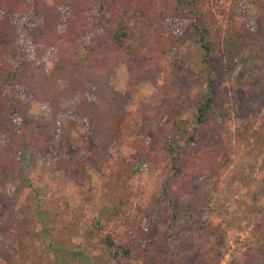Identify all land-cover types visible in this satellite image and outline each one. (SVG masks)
<instances>
[{
	"label": "trees",
	"instance_id": "obj_1",
	"mask_svg": "<svg viewBox=\"0 0 264 264\" xmlns=\"http://www.w3.org/2000/svg\"><path fill=\"white\" fill-rule=\"evenodd\" d=\"M211 1L217 8L220 1L229 2L223 23L210 11ZM245 1L0 0V218L7 211L8 196L3 190L14 183L28 149L47 158L58 133V120L68 118L83 122L85 135L80 140V153L77 151L60 169L74 176L87 166L101 167L109 159V174L116 180L109 193L114 201L112 215H118L127 206L131 195L129 179L136 170L144 164L155 169L165 164L169 167L162 190L166 202L165 227L171 231L177 218L184 215L202 231L200 208L184 202L176 207L177 199L188 194L202 177L217 172L218 159L230 149L234 139L247 138L251 126L244 121L245 117L256 108L260 95H264L261 60L264 0H249L253 7V28L245 27L238 17ZM124 8L134 13V21L125 19ZM35 18L41 20V28L32 39L24 27ZM170 19L192 30L203 53L202 63L213 74L210 85L220 87L225 81L230 83L233 104L217 90L206 93L193 105L196 124L202 125L206 119L222 123L231 115L242 122V130L226 132L220 146L198 153L191 161L182 160L181 147L170 137L171 133L181 131L183 121L179 111L185 105V97L169 84L157 85L159 78L181 70V59L170 60L176 44L165 28ZM46 54L50 67L41 64ZM230 64L232 68L225 70ZM119 65L127 70L128 86L147 82L156 87L159 95L156 106L144 105L140 109L149 118L148 143L141 149L136 159L139 166L135 169L110 154L112 147L122 144L135 148L134 142L124 140L131 116L126 109L130 96L111 83ZM234 70L236 76L231 77ZM30 100L46 105L49 120L27 113ZM30 207L27 204V214L13 228L19 231L16 238L22 259H26L25 249L38 217ZM124 221L133 227L132 240L146 241L148 233L143 230L141 220L133 217ZM77 230V222L60 212L54 225L45 228L44 233L49 236L53 232L61 238L64 233L74 235ZM183 239L190 240L191 236ZM185 244L183 250L161 255L154 264H177L189 259H194L195 264L218 263L221 254L214 247L205 248L203 243L192 240ZM197 251H201V256L196 260ZM129 253V248L121 246L114 257L126 258ZM43 260L39 255L31 262L43 264ZM70 261L84 264L76 254H72ZM141 264H151L147 254Z\"/></svg>",
	"mask_w": 264,
	"mask_h": 264
},
{
	"label": "rangeland",
	"instance_id": "obj_2",
	"mask_svg": "<svg viewBox=\"0 0 264 264\" xmlns=\"http://www.w3.org/2000/svg\"><path fill=\"white\" fill-rule=\"evenodd\" d=\"M44 1L50 3V0ZM228 4V1H220L217 8L213 1L210 2V11L216 14L220 23L224 22ZM252 13L253 7L246 0L238 17L247 28H253ZM123 15L129 22L135 20L129 8H124ZM40 28L41 20L35 18L24 27V31L34 39ZM165 28L167 34L176 40L170 60L181 59L182 64L181 70L159 78L157 85L169 84L185 97V105L179 111V118L183 121L181 131L171 133L170 137L181 147L182 160L191 161L198 153L220 146L226 132L242 130V122L231 115L222 123L206 119L204 124H196L193 105L206 93L217 90L229 104H233L230 83L225 81L220 87L210 85L213 74L202 63V50L189 26L170 19ZM44 56L41 64L50 67L49 56ZM261 60L264 62V52ZM230 68L232 64L224 69ZM262 72L264 78V65ZM236 73L234 70L231 77ZM111 83L115 89L130 96L126 109L131 116L124 140L134 142L135 148L122 144L112 147L110 154L129 162L135 169L139 166L136 159L148 143L149 118L143 116L140 109L144 105L156 106L159 95L156 87L147 82L139 81L128 86L124 65L117 66ZM26 111L42 120L50 118L46 105L33 100L29 101ZM244 121H249L251 126L246 132L247 138L234 139L230 149L218 159L217 172L202 177L188 194L177 199L176 207L184 202L200 208L198 216L204 229L200 231L194 222L187 221V216L180 215L169 231L164 224L167 221L166 202L162 199L169 167L163 164L155 169L144 164L136 170L129 179L131 195L127 206L118 215H112L110 209L114 207V201L109 193L116 180L109 174L110 160L98 168L87 166L74 176L60 169L61 164L80 153V140L85 135L83 122L60 118L54 146L47 158L43 159L36 151L28 149L20 161L14 183L3 190L8 199L7 211L0 218V262L33 264L31 259L34 261L41 255L43 264H71L70 257L76 254L84 264H141L142 257L147 254L150 263L154 264L161 255L183 250L185 243L192 240L203 243L205 248L217 249L221 254L217 264H264V95H260L256 108ZM27 204L38 217L33 223L34 234L25 249L26 259H22L16 238L19 231L13 228L27 214ZM60 212L77 222V233H64L60 238L50 232L46 236L44 229L54 225ZM133 217L142 221L143 230L148 233L145 242L130 238L133 227H129L131 225L124 219L129 221ZM186 235L191 239H183ZM121 246L130 249L128 257H114ZM200 256L201 251H197L194 258L197 260ZM177 264H195V261L189 259Z\"/></svg>",
	"mask_w": 264,
	"mask_h": 264
}]
</instances>
